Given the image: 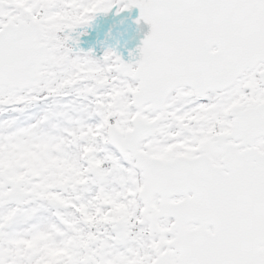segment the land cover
Returning <instances> with one entry per match:
<instances>
[{"label": "snow or ice", "instance_id": "snow-or-ice-1", "mask_svg": "<svg viewBox=\"0 0 264 264\" xmlns=\"http://www.w3.org/2000/svg\"><path fill=\"white\" fill-rule=\"evenodd\" d=\"M0 264H264V0H0Z\"/></svg>", "mask_w": 264, "mask_h": 264}, {"label": "water", "instance_id": "water-1", "mask_svg": "<svg viewBox=\"0 0 264 264\" xmlns=\"http://www.w3.org/2000/svg\"><path fill=\"white\" fill-rule=\"evenodd\" d=\"M145 31H147V28L145 27Z\"/></svg>", "mask_w": 264, "mask_h": 264}]
</instances>
